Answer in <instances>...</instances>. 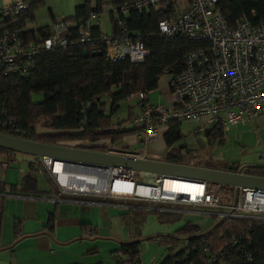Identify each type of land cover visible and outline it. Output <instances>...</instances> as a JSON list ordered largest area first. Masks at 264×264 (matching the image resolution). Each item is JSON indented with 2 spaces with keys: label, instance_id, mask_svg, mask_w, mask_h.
I'll return each instance as SVG.
<instances>
[{
  "label": "built area",
  "instance_id": "obj_1",
  "mask_svg": "<svg viewBox=\"0 0 264 264\" xmlns=\"http://www.w3.org/2000/svg\"><path fill=\"white\" fill-rule=\"evenodd\" d=\"M218 3L219 0H125L119 6H109L110 12L119 19L116 33L92 36L89 29H80L73 47L90 50L91 54H104L111 63L128 60L140 64L148 55L144 44L146 36L133 35L124 20L131 11L162 10L165 17L158 22L157 38L169 40L180 36L202 45L185 56L183 71L170 78L169 88L175 98L171 105H150L147 92L129 97L141 104L140 114L129 126L140 130L142 144L156 141L158 131L171 122L224 129L264 116V23L253 24L247 15H241L229 25ZM31 4L28 0H11L9 7L0 8V77L27 76L34 71L41 53L66 50L70 45V28L63 19L39 34L40 28L32 26L30 29L32 23L28 11ZM254 14L252 12L251 16ZM97 16L95 12L90 14L91 19ZM15 132L26 135L16 121L5 115L0 117V134L8 136ZM13 155L9 153L8 157L13 158ZM135 158L144 159L140 155ZM10 165L6 159L1 168L7 169ZM31 166L35 174L48 172L63 194L133 201L144 212L209 216L219 219L218 223L224 220L264 222V190L228 188L231 198L228 204H223L220 202L221 185L105 169L108 176L106 190L92 193L61 186L49 159L37 158L32 160ZM232 171L248 175L246 167L237 166ZM141 176L144 181L139 180ZM111 179L122 184L114 188ZM164 179L177 181L187 188L160 191ZM128 182L135 189L141 186L159 193L155 196L133 193L126 190ZM198 188V193L193 191ZM172 205L187 210L174 209L170 207ZM249 231L228 238L223 234L211 237L199 248L200 257L185 264H254Z\"/></svg>",
  "mask_w": 264,
  "mask_h": 264
},
{
  "label": "trees",
  "instance_id": "obj_2",
  "mask_svg": "<svg viewBox=\"0 0 264 264\" xmlns=\"http://www.w3.org/2000/svg\"><path fill=\"white\" fill-rule=\"evenodd\" d=\"M124 1L110 0L107 6H119ZM218 7L229 25H233L241 15H247L253 24L264 23V0H219ZM34 8L31 4L28 11L31 18ZM92 10L89 3H83L75 9L74 17L69 20L77 22L78 27L70 29L72 38L66 50L41 53L37 57L34 71L27 76L0 77V117L5 115L13 119L18 128L26 132V135L15 132L8 136L48 145L104 152L107 147L102 145L103 140L115 143L123 136L140 131L129 124L130 129L118 128L130 122L131 114L125 122L113 123V114L119 103L138 92L156 90L160 79L166 75L170 78L179 75L184 69L185 56L202 46L180 36L169 40L157 38L158 22L165 17L162 10L142 13L131 11L124 19L129 31L133 35L146 36L144 44L148 55L142 63L132 64L128 60L111 63L104 54H91L90 50L84 55L83 51L86 50L73 46L82 26L89 29L92 36L99 35L85 26ZM93 11L100 12L101 6ZM252 12L254 16H251ZM111 16L116 18L113 14ZM118 21H115L116 26ZM44 29L47 28L37 30L38 34ZM38 95L42 96V101L36 103L33 97ZM167 127L163 136L167 151L162 161L189 165L193 151L177 147L183 138L180 133L181 123L171 122ZM222 133V129L209 132L210 140L217 136L222 138ZM0 154H4L5 159L12 164L13 158L8 157V151L0 149ZM248 175L264 178V166L250 167ZM47 180L54 187L52 180L48 177ZM21 186L35 190L36 180L24 176ZM148 214L156 215L161 224L181 220L179 215L150 213L139 209L124 212L120 217L129 241L121 245L120 253L129 264H140L142 231ZM249 229L254 264H264V222L224 220L205 233L188 222L174 236H156L148 240L168 250L169 255L161 264H185L200 257L199 248L211 237L223 234L228 238ZM82 230L84 233L95 232L86 225L82 226ZM17 231L16 225L15 237ZM178 236L185 240L183 250L179 252L177 250L182 243ZM194 246L197 247L196 251H192Z\"/></svg>",
  "mask_w": 264,
  "mask_h": 264
},
{
  "label": "crops",
  "instance_id": "obj_3",
  "mask_svg": "<svg viewBox=\"0 0 264 264\" xmlns=\"http://www.w3.org/2000/svg\"><path fill=\"white\" fill-rule=\"evenodd\" d=\"M28 1H32L35 7L31 12L32 25L30 29H33L32 26L50 28L54 22L60 19L65 20L70 29L78 27L77 22L70 21L74 17L75 9L83 3H89L93 10H97L100 5L101 11H91L97 13L98 16L96 19H91L89 15L85 24L86 28L94 30L99 35H110L117 31L115 22L117 18L111 16L112 13L107 6L110 0L107 2L105 0ZM10 5L11 0H0V8ZM103 15L106 16L105 21L109 30L101 27V16ZM82 27L81 29H84V26ZM160 81L157 89L147 94V102L153 106L171 105L175 98L169 88V81L167 82L168 86L166 85L163 89H160ZM155 91H158V99H160L159 96H163L162 102L157 101L158 103L154 104L155 101L150 98V94ZM125 102L131 106L127 108V117L119 120L117 124L125 122L130 114L132 115L130 122L140 114L141 105L139 102L129 98ZM113 123L115 122L113 121ZM129 123L125 122L118 128L130 129ZM209 128L206 133L208 144L213 145L217 142L218 146H223L226 143L224 139L226 132H234L235 140L240 142V139L244 141V137L248 135L244 130L252 131L259 128L264 130V118H257L239 126L226 127L222 129V138L217 136L213 140H210L209 132L219 129ZM167 130L168 127L161 128L158 131V139L146 145L142 144L139 133L123 136L115 143L103 140L102 145L107 147L103 153L130 157L140 155L147 160L162 161L167 151L163 137ZM192 133L195 138L200 136L198 129ZM254 144L253 150L248 145H242L240 148L243 150L234 162H225L217 158L211 159L208 156L202 157L199 149L195 151L191 147L180 145V142L177 147L193 151V155L190 157L191 162L198 161L205 168L227 171L228 167L241 166L249 169L250 167L264 166V138L259 137ZM137 145L146 146V152H137L132 149ZM109 147L113 149L109 150ZM161 151H163L161 159H154L148 155V153L159 154ZM5 157L4 154H0V168L1 163L6 160ZM31 161L28 163V174L24 173L18 176L16 172H5L0 175V264H105L103 259L105 253L112 255L114 259L121 255V245L125 243L118 245V238L122 237L123 231L127 242L129 237L120 216L128 210L138 209L139 205L133 201L63 194L55 186L47 172L34 173ZM10 166L7 170L11 168ZM38 175L43 176L45 186L40 187L38 177H36ZM24 176H30L36 180L35 190L24 189L21 186ZM47 177L52 180L54 187L49 184ZM119 223L121 232L117 230ZM16 225L18 234L15 237ZM84 225L94 229L95 232L84 233L82 230ZM141 246L144 249L143 245ZM139 259L140 264L151 263L149 253L143 254L140 251ZM118 262L120 261L117 260L115 263L118 264Z\"/></svg>",
  "mask_w": 264,
  "mask_h": 264
},
{
  "label": "rangeland",
  "instance_id": "obj_4",
  "mask_svg": "<svg viewBox=\"0 0 264 264\" xmlns=\"http://www.w3.org/2000/svg\"><path fill=\"white\" fill-rule=\"evenodd\" d=\"M108 0H105V2H107ZM106 16L103 15L101 16V27L105 28L107 30H109L108 24L105 21ZM169 76H164L162 78V80L160 81V89H163L164 87H166L167 82L169 81ZM168 86V85H167ZM160 91V90H158ZM158 91H155L153 93L150 94V98L153 99L155 103L162 102L163 100V96H159L160 99H158ZM156 98V99H154ZM33 101L34 102H40L42 101V96L38 95V96H34L33 97ZM119 108L118 110L115 112L114 117H113V121L115 123H117L119 120L125 119L127 116V108L129 106H131L130 104H128L125 101H122L121 103H119ZM260 118H264L260 117ZM249 127V126H247ZM41 128H43V126H41ZM200 130V136H196V138L194 137L195 135L192 132H195ZM210 128L209 127H203L202 125H196L195 123H191V122H185V123H181V135H182V140L180 141V145H183L187 148L191 147L193 150L197 151L199 149L200 151V156L204 157V156H208L211 159H218V160H224L226 161H230V162H234L237 157L241 154V151L243 150L242 148H240L242 145H248L250 146V149L253 150V147H255L254 143L257 141V139L259 137L264 138V130H261L262 128H259L257 130H244L245 134L247 136L244 137V141L237 142L235 140L236 138V134L233 132H226L225 133V145L223 146H218L217 142L214 143L213 145H209L208 141L206 139V133L208 132ZM142 145H137L135 146V148H132L134 150L141 151V152H146V146L141 147ZM252 146V147H251ZM149 157H152L154 159H161L163 156V151H161L159 154L156 153L151 154L148 153ZM13 163L11 164V168L10 169H3L0 168V175L2 173L8 172V173H13L16 172L18 173V176H21V174H28L29 168H28V163L32 160V157L27 156V155H23V154H14V159H13ZM60 169V168H59ZM48 174V172H47ZM49 176V174H48ZM38 177L39 180V185L40 187L45 186V182L43 180V176H36ZM50 177V176H49ZM1 178V177H0ZM51 178V177H50ZM108 179V176L106 177ZM52 179V178H51ZM105 179V180H107ZM144 176H141L139 178V180H143L144 181ZM55 184V183H54ZM56 186V184H55ZM229 195V190L227 187H223L222 191H221V195H220V202L223 204H228V202L230 201V196ZM171 208L174 209H179V210H187L184 207H179L176 205H172L170 206ZM209 212H214V210H208ZM192 223L195 226L199 227L201 229V231H208L211 228H213L218 222L219 219L216 218H211L209 216H187V215H182L181 216V220L179 221H173L170 223H160L156 217V215L153 214H148L146 217V222L143 228V241L141 243V245H143L144 249H142V246L140 247V251L143 252V254L145 253H149V257H150V262L151 263H155V264H161L163 263V261L167 258V256L169 255L168 250L163 247L162 245H159L156 242H153L151 240H148L151 237H156V236H174L176 235V231L179 230L183 225H185V223ZM117 230L119 232H121V226L120 223L118 224ZM178 238L181 239V245L179 247V249L177 250V252L183 250L184 244H185V240H183L182 237ZM127 239L126 236L124 234H122V237L118 238V245L122 244V243H126ZM149 250V251H148ZM103 259L105 264H116L115 262L118 261H123L124 264H129L127 263V258L125 256L118 255L116 256V259H114L112 257V255L105 253L103 255ZM150 263V264H151Z\"/></svg>",
  "mask_w": 264,
  "mask_h": 264
},
{
  "label": "water",
  "instance_id": "obj_5",
  "mask_svg": "<svg viewBox=\"0 0 264 264\" xmlns=\"http://www.w3.org/2000/svg\"><path fill=\"white\" fill-rule=\"evenodd\" d=\"M83 54L87 55V51H83ZM0 149L32 158L49 159L51 164L61 162L68 167H85L100 170L120 169L184 181L207 182L227 188L264 190V178L236 174L232 171V167H228L227 171L205 168L198 161L191 162L189 165H178L130 156L48 145L3 134H0Z\"/></svg>",
  "mask_w": 264,
  "mask_h": 264
},
{
  "label": "bare ground",
  "instance_id": "obj_6",
  "mask_svg": "<svg viewBox=\"0 0 264 264\" xmlns=\"http://www.w3.org/2000/svg\"><path fill=\"white\" fill-rule=\"evenodd\" d=\"M60 168V169H59ZM51 169L57 177V181L61 186L66 189L73 191H87L92 193L103 192L106 190V185L108 184L107 174L100 169L95 168H85V167H68L61 162H55L51 164ZM111 183L114 182V188L122 184L121 181L117 179H111ZM163 188H160V191L164 190H186L187 186L179 184V182L170 181L168 179L163 180ZM126 190L135 192L137 194L148 193L150 196H155L159 192L152 193V190L146 187L138 186L136 189L133 187L130 182H128V188ZM198 189H193L198 193Z\"/></svg>",
  "mask_w": 264,
  "mask_h": 264
}]
</instances>
